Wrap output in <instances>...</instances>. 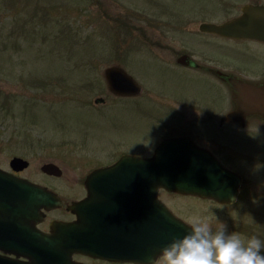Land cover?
Instances as JSON below:
<instances>
[{
  "label": "rangeland",
  "instance_id": "374dc122",
  "mask_svg": "<svg viewBox=\"0 0 264 264\" xmlns=\"http://www.w3.org/2000/svg\"><path fill=\"white\" fill-rule=\"evenodd\" d=\"M158 3L159 8L141 5L142 0H0L1 168L8 170V160L19 156L27 161L22 172L39 178V166L46 161L62 172H78L108 159L114 148L147 153L171 131L176 121L172 108L176 126L203 116L202 103L215 104L209 94L191 93L197 85L185 72L158 62L170 59L168 48L139 46L141 27L157 31L137 14L143 11L163 24L171 4L183 8L184 0ZM160 41L183 47L179 32L166 30ZM112 63L138 82L137 95L119 97L106 89L101 71ZM98 97L103 102L95 101ZM227 100L224 94V109ZM211 132L233 155L223 163L240 170L248 189L264 186V130ZM116 134L122 139L111 149ZM159 198L176 216L186 222L207 220L213 231L219 223L229 234L237 233L233 223L264 225L260 202L253 209L220 206L209 198L163 190Z\"/></svg>",
  "mask_w": 264,
  "mask_h": 264
},
{
  "label": "flooded vegetation",
  "instance_id": "af4514ba",
  "mask_svg": "<svg viewBox=\"0 0 264 264\" xmlns=\"http://www.w3.org/2000/svg\"><path fill=\"white\" fill-rule=\"evenodd\" d=\"M143 4L148 6L152 4L156 8L161 7L158 0H142L141 5ZM181 8V4L172 3L168 8V19L162 22L163 24L156 17H150L143 11L139 12L137 15L141 23H145L150 26L151 30L157 31L156 34L147 33L141 27L139 39L142 42L139 46L155 50L168 48L172 52H170V59L163 58L158 62L171 69L185 72L187 80L197 85L191 93L197 95L200 94L198 93L200 91L209 94L211 99L215 100L213 101L215 104L202 103L204 109L200 114L203 113V116L196 115L187 122L181 125L176 124V126L177 112L175 108H172L176 114V121L173 122L171 131L160 135L147 153L123 151L122 147L112 149L120 145L115 140L122 139L116 134L112 137L114 144L111 147V156L82 171H61L59 175L55 176L39 171V178H35L24 174L23 169L9 168L8 172L11 174L44 185L55 192L59 196L60 204L49 209L40 207L33 216L31 213L29 215L24 212L18 214L15 211L0 208V230L4 237L2 239L7 240V244L0 243L1 264L30 263L33 247L32 228L39 233H49L50 224L54 220L60 221L62 224L58 238L75 241L77 244L75 247L81 249V251H72L69 256L64 257L65 259L61 260L62 264H143L124 262L121 257L109 253L111 250H115L109 240L117 235H122V227L119 226L123 222L122 181L117 178L118 175L111 177L109 174L111 172L92 170L112 164L123 153L150 156L158 142L167 137H188L196 145L211 152L224 167L237 174L239 183L234 199L231 202H217V204L220 206H249L250 209H253L254 205L259 202L264 204V186L256 185L252 189L249 185L248 189L249 180L239 174L240 170L229 168L223 163L233 155L225 144L217 140L211 132L212 130L223 131L227 127L234 130H264V117L257 114L248 115L242 124L224 120L225 113L233 108V103L230 85L217 75L222 73V75L234 77L233 79L242 83L258 84L262 82L264 80V39L245 34L229 35L205 31L264 30V0H184L183 10ZM166 30L171 33L179 32L182 35L183 47L163 44L160 38ZM112 64L122 67L119 63ZM125 72L127 71L125 70ZM224 94L228 99L226 109L223 106ZM119 97L130 98L131 96ZM99 102H103V99L101 98ZM197 102L199 103V101ZM169 109L171 110V108ZM183 120H185L184 117ZM86 184H88L90 192V202L79 207L76 206L77 208L74 207V211L71 210L72 202L82 200L87 196ZM161 190L166 191L158 188L157 198H159ZM67 223H73V234H69L71 227ZM233 224L231 227L242 236L241 239L256 236L264 242V225L257 224L256 221H250L248 224L241 222ZM245 226L249 227L248 232L245 231ZM62 243L60 252L64 253L66 245L64 242Z\"/></svg>",
  "mask_w": 264,
  "mask_h": 264
},
{
  "label": "water",
  "instance_id": "95a60500",
  "mask_svg": "<svg viewBox=\"0 0 264 264\" xmlns=\"http://www.w3.org/2000/svg\"><path fill=\"white\" fill-rule=\"evenodd\" d=\"M205 31L229 35L245 34L264 39V30ZM217 75L230 85L233 108L225 113V121L242 124L251 114L264 117V80L258 84L242 83L222 73ZM101 76L106 89L113 95L135 96L140 92V85L118 64L105 66ZM100 100V97L95 98V101ZM26 164L27 161L19 156H12L8 160V166L13 170H20ZM39 169L52 175L61 172L59 166L52 161L42 163ZM92 171L111 172V177L118 175L117 178L122 181L123 222L119 225L122 227V235L109 240L115 248L109 253L121 257L124 262L143 264L158 257L161 249L173 238L182 237L189 231L188 222L176 216L157 198L158 188L224 203L234 199L239 183L237 174L224 167L211 152L184 136L160 140L150 156L123 153L112 164ZM86 186L88 191V184ZM90 200L88 191L84 199L72 202L70 208L74 211V207L89 203ZM59 204V196L52 190L0 167V208L18 214L31 213L33 216L40 207L49 209ZM60 223L52 221L49 233H39L32 228L33 247L28 264H62L61 260L72 251H81L75 247V241L58 238L62 230ZM67 225L71 227L69 234H73V223ZM2 235L0 230V243L7 244ZM62 242L66 245L64 253L60 252Z\"/></svg>",
  "mask_w": 264,
  "mask_h": 264
},
{
  "label": "clouds",
  "instance_id": "9594fccd",
  "mask_svg": "<svg viewBox=\"0 0 264 264\" xmlns=\"http://www.w3.org/2000/svg\"><path fill=\"white\" fill-rule=\"evenodd\" d=\"M189 231L173 238L150 264H264V242L256 236L241 239L219 223L213 231L207 220L193 218Z\"/></svg>",
  "mask_w": 264,
  "mask_h": 264
}]
</instances>
